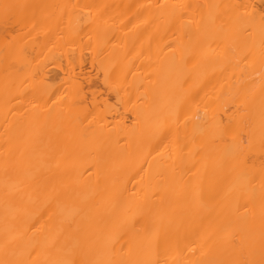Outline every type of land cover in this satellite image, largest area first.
I'll list each match as a JSON object with an SVG mask.
<instances>
[{"label":"bare ground","instance_id":"6f19581e","mask_svg":"<svg viewBox=\"0 0 264 264\" xmlns=\"http://www.w3.org/2000/svg\"><path fill=\"white\" fill-rule=\"evenodd\" d=\"M14 1L0 264H264V0Z\"/></svg>","mask_w":264,"mask_h":264},{"label":"rangeland","instance_id":"374dc122","mask_svg":"<svg viewBox=\"0 0 264 264\" xmlns=\"http://www.w3.org/2000/svg\"><path fill=\"white\" fill-rule=\"evenodd\" d=\"M19 1H21V0H19ZM24 1L26 2V3H25V5H26V4H27V1H26V0H24ZM14 2L16 3L17 0L14 1ZM7 3H8V2H7ZM7 3H5L6 6H9V5H7ZM9 3H10V2H9ZM21 3H22V2H21ZM257 3H258V2H257ZM260 3H262V4L260 5V7L262 6V7L264 8V6H263L264 1H263V2L260 1ZM10 4H11V3H10ZM12 4H13V2H12ZM16 4H18V3H16ZM23 4H24V3H23ZM13 5L15 6V4H13ZM257 5H259V4H257ZM11 6H12V5H11ZM14 6H13V7H14ZM16 7L18 8L19 6H16ZM16 7H15V8H16ZM5 8H6V7H4V10L6 11V10L10 9V6H9L7 9H5ZM17 8H16V9H17ZM11 9H12V7H11ZM11 9H10V10H11ZM10 10H8L7 12L9 13ZM12 10H13V9H12ZM14 11H15V10H14ZM14 11H13V12H14ZM2 12H3V11H2ZM13 12H11L12 15L15 13V12H14V13H13ZM8 13H7V15L9 16ZM11 13H10V14H11ZM4 14H5V12H4ZM12 15H10V18H11ZM14 15H15V14H14ZM3 16H5V15H2V17H3ZM8 16H7L6 18H8ZM16 16H17V15H16ZM13 17H14V16H12L11 19L14 20V21H13L14 25H11V24H12V20H11L10 18H9V20H11V22H10L11 24L9 23V20H7V21L5 20V22H4L3 20H1V23H4V25H6V26H5V27H6V28H5L6 30H5V29H3V30H4V32L7 31L6 33H8L9 31H12V32H11L12 34H15V36H16V35L19 36V35L21 34V32H20V33H18V32L15 33V31L18 30V28L15 27V26H17L16 24H19L20 21H19V22H16V20L18 21L19 19H16V20H15ZM0 18H1V17H0ZM3 18H4V17H3ZM15 18H16V17H15ZM2 21H3V22H2ZM7 24H8V25L10 24V26H7ZM23 24H24V22H22V25H21V24L18 25V27H19L20 30L23 29V28H22V26H24ZM20 25H21V26H20ZM26 25H27V24H25V26H26ZM2 26H3V24H2ZM13 26H14V27H13ZM25 26H24V28H25ZM9 27H10V28H9ZM12 27H13V28H12ZM20 27H21V28H20ZM28 27H29V26L27 25L26 29H27ZM0 28H1V26H0ZM15 28H17V29H15ZM1 29H2V28H1ZM1 29H0V31H1ZM9 29H10V30H9ZM13 29H15V30H13ZM3 30H2L1 32H2V33L5 35V37H6V34L3 32ZM24 31H25V30H24ZM24 31H23V32H24ZM27 31H28V30H27ZM3 34H2V35H3ZM23 34H25V33H23ZM2 35H0V37H3V36H4V35H3V36H2ZM8 35H9V33L7 34V38H9V36H10V35H9V36H8ZM15 36H14V37H15ZM11 37H13V36H11ZM9 40H10V39H9ZM3 41H4V40H3ZM27 50L29 51V49H27ZM86 50L88 51L89 49H86ZM74 51H75V52H73V53H77L76 50H74ZM84 51H85V50H84ZM87 51H86V52H87ZM89 51H90V54H91V50H89ZM89 51H88V55H83V59H84V56H86L88 59H87V60H86V58L84 59V63H85V64L83 63V64H84V68H83L84 70H82V74L85 75L87 78H90V79H91V80L88 79V80H89V83L84 84V85H85V88H89V87L92 88V89L89 88L90 91H91V93H92V91H93V93H97V94H98V92L100 91V93L98 94V96H97V94H96V95L94 94L95 96H97V99H99V98H98L99 96H100V98H101V96H102L101 94H103V97H104L105 95H107V96H109V97H107V98H111V99H109L108 101H110V102L114 101V102H115L116 99H115L114 94L111 93L110 91L108 92L107 88L103 85V83H101V80H102V79H101V74H99V72H98V70L96 69V67L93 66V65L91 64V61H89V60L91 59V57H90V55H89ZM28 53H29V52H28ZM83 54H87V53H83ZM72 55H73V54H71L70 56H72ZM75 55H76V54H75ZM72 57H73V56H72ZM63 58H64V57H63ZM72 59H73V58H72ZM64 60H66V59L64 58ZM64 60H63V61H64ZM76 60H77V59H75V57H74V63H76ZM66 63H67V61L65 62L64 67H65V68L67 67V69H68L69 65L66 64ZM83 64H82V65H83ZM91 65H92V66H91ZM93 67H94V68H93ZM67 69H66V70H67ZM68 70H69V69H68ZM68 70H67V71H68ZM77 71H79V69H78ZM83 72H85L86 74L83 73ZM97 72H98V73H97ZM83 75H82V76H83ZM88 76H90V77H88ZM87 78H86V79H87ZM86 79L83 78L84 83H86V81H85ZM100 79H101V80H100ZM87 82H88V81H87ZM91 85H92V86H91ZM88 86H89V87H88ZM93 89H94V90H93ZM85 90H87V89H85ZM95 90H96V92H94ZM98 90H99V91H98ZM90 91H88V90L86 91V93L88 92L87 95L90 94V93H89ZM110 93H111V94H110ZM112 94H113V95H112ZM92 95H93V94H92ZM89 96H90V97H89ZM113 97H114V98H113ZM89 98L91 99V94L88 95V100H90ZM107 98H106V99H107ZM104 99H105V98H104ZM104 99H103V100H104ZM114 99H115V100H114ZM101 100H102V99H101ZM99 101H100V100H99ZM112 104H115V103L112 102ZM116 104H117V103H116ZM132 119H133V117L130 116V117H129V120H132Z\"/></svg>","mask_w":264,"mask_h":264}]
</instances>
